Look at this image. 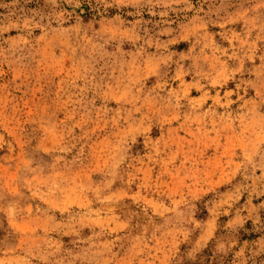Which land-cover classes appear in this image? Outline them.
<instances>
[{"label":"rangeland","instance_id":"1","mask_svg":"<svg viewBox=\"0 0 264 264\" xmlns=\"http://www.w3.org/2000/svg\"><path fill=\"white\" fill-rule=\"evenodd\" d=\"M0 264H264V0H0Z\"/></svg>","mask_w":264,"mask_h":264}]
</instances>
